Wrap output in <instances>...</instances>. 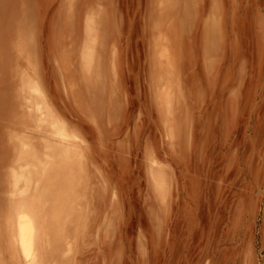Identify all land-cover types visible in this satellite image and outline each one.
Returning a JSON list of instances; mask_svg holds the SVG:
<instances>
[{
    "label": "rangeland",
    "instance_id": "374dc122",
    "mask_svg": "<svg viewBox=\"0 0 264 264\" xmlns=\"http://www.w3.org/2000/svg\"><path fill=\"white\" fill-rule=\"evenodd\" d=\"M0 264H264V0H0Z\"/></svg>",
    "mask_w": 264,
    "mask_h": 264
},
{
    "label": "bare ground",
    "instance_id": "6f19581e",
    "mask_svg": "<svg viewBox=\"0 0 264 264\" xmlns=\"http://www.w3.org/2000/svg\"><path fill=\"white\" fill-rule=\"evenodd\" d=\"M29 218V217H28ZM27 217L23 216V217H20V222L21 223V228L22 230L25 228V231L27 232L28 235H31L32 234V229H31V225H30V222H29V219ZM28 248H31V245L30 247ZM25 251L27 254H30L31 250H28L27 248H25Z\"/></svg>",
    "mask_w": 264,
    "mask_h": 264
},
{
    "label": "crops",
    "instance_id": "0c3cea01",
    "mask_svg": "<svg viewBox=\"0 0 264 264\" xmlns=\"http://www.w3.org/2000/svg\"><path fill=\"white\" fill-rule=\"evenodd\" d=\"M32 239V238H31ZM173 245V247L175 246V244H172ZM30 255H32V250H31V252H30ZM32 257V256H31Z\"/></svg>",
    "mask_w": 264,
    "mask_h": 264
}]
</instances>
